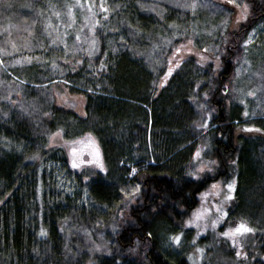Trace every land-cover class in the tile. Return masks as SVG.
Listing matches in <instances>:
<instances>
[{
    "label": "trees",
    "instance_id": "1",
    "mask_svg": "<svg viewBox=\"0 0 264 264\" xmlns=\"http://www.w3.org/2000/svg\"><path fill=\"white\" fill-rule=\"evenodd\" d=\"M219 1L0 0L1 61H22L0 64V264H192V230L181 249L166 237L201 191L230 180L201 264H264V34L246 44L264 0ZM75 3L91 14L89 38ZM186 43L212 60L170 68ZM55 83L82 99L80 113L56 103ZM56 133L91 137L102 171L71 170L49 145ZM201 146L210 167L197 174ZM241 222L254 251L236 262L220 233Z\"/></svg>",
    "mask_w": 264,
    "mask_h": 264
},
{
    "label": "rangeland",
    "instance_id": "2",
    "mask_svg": "<svg viewBox=\"0 0 264 264\" xmlns=\"http://www.w3.org/2000/svg\"><path fill=\"white\" fill-rule=\"evenodd\" d=\"M169 2L171 3L173 1ZM75 6H77V8ZM74 8L81 12L80 15L78 14V18L82 22V30L83 32H85L84 36L86 38H89V36H91V31L93 27V19L91 17V14L86 8L85 12L84 6L79 3H75ZM231 8L234 12V18L236 16L239 17V20H243L246 17L244 15L243 9L238 7ZM263 34L264 24H261L253 32H251L246 44L253 42L255 39H257L260 35ZM1 55H4L3 52H0V61ZM9 56L10 55H5V57L7 58ZM186 56H194L198 58L201 64H206L207 62H210L212 60L210 56L202 57L201 55H199L198 52L195 51L191 43H186L181 45L170 57V68H174V66ZM21 62V59L17 60L16 56L13 55V57H11V62L8 63L9 65L5 64L4 62L2 63V61L0 62V64L3 65L4 69H6L7 66H17ZM51 88L53 94L56 97V103L58 105L67 109L75 110L77 113L81 112V98L67 95L64 91L63 86L60 83L53 84ZM248 96L251 98L253 95L248 94ZM49 145L64 150L67 156V162L71 170H74L76 172H82L83 170H86L88 168L97 171H102L103 169L100 159L93 158L92 156L95 142L91 137H83L76 141L66 142L62 139L59 133H56L50 138ZM203 149L204 147L201 146L200 151L197 152L199 153V155H197L196 153L193 161L194 166L196 167L197 174L204 170H207L210 167L209 165H207L206 162H204V160H202ZM61 183H65V189H69L70 182L68 177H65V182L63 181ZM229 184H232L231 189H229L228 187ZM233 187L234 180H230L226 184H222L221 182H213L209 184L207 188L201 191L197 196V205L191 211V214L184 222L183 226L180 228V231L177 233L178 235H176L180 237L179 242L174 241L173 237L168 235L165 240L166 248L177 250L181 246H183V232L186 229H190L192 230L193 234L190 241L185 245H188L186 249V257L192 264H201L203 262H206L209 257V245H211L212 247L214 244L216 245V233L218 231V228H221L224 224L223 222L226 217L227 209L232 201ZM236 227L222 228L220 236H223L225 241L230 243V246H233V248L236 250L235 258L237 262V260L243 258H245L244 260H247V250L245 247L250 245L251 242L249 239H251L252 235L251 232H246L243 234H234L230 236L223 235V233L230 232ZM253 248L254 245H250L248 249L254 251ZM214 251V259L219 260L222 257H226L224 253L221 254L217 253L216 250ZM243 251H245L246 254L245 252L243 253Z\"/></svg>",
    "mask_w": 264,
    "mask_h": 264
},
{
    "label": "snow or ice",
    "instance_id": "3",
    "mask_svg": "<svg viewBox=\"0 0 264 264\" xmlns=\"http://www.w3.org/2000/svg\"><path fill=\"white\" fill-rule=\"evenodd\" d=\"M228 2L233 3V0H228ZM169 71H171V69ZM249 94L251 95V93H249ZM197 155H199V153H197ZM228 187H229V189H231L232 184H229ZM227 198H231V197H227ZM250 231H252V229L249 228L245 223L241 222L235 229H232L230 232H225V233H223V235L230 236V235H234V234H243V233L250 232ZM173 240L176 242H179L180 237L175 236V237H173Z\"/></svg>",
    "mask_w": 264,
    "mask_h": 264
},
{
    "label": "flooded vegetation",
    "instance_id": "4",
    "mask_svg": "<svg viewBox=\"0 0 264 264\" xmlns=\"http://www.w3.org/2000/svg\"><path fill=\"white\" fill-rule=\"evenodd\" d=\"M92 156H93V158H96V159L99 158L98 155H95V153L94 154L92 153Z\"/></svg>",
    "mask_w": 264,
    "mask_h": 264
}]
</instances>
